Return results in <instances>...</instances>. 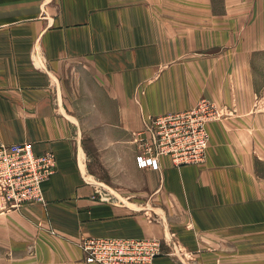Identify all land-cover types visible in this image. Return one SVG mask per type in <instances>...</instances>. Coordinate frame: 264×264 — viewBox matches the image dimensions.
I'll return each mask as SVG.
<instances>
[{"label":"crops","instance_id":"obj_1","mask_svg":"<svg viewBox=\"0 0 264 264\" xmlns=\"http://www.w3.org/2000/svg\"><path fill=\"white\" fill-rule=\"evenodd\" d=\"M201 99L205 163L142 167L143 120ZM0 142L56 157L45 205L0 203V264H85L87 237L264 264V0H0Z\"/></svg>","mask_w":264,"mask_h":264},{"label":"built area","instance_id":"obj_2","mask_svg":"<svg viewBox=\"0 0 264 264\" xmlns=\"http://www.w3.org/2000/svg\"><path fill=\"white\" fill-rule=\"evenodd\" d=\"M217 105L201 99L190 109L150 116L133 136L138 161L155 168L160 157L173 165H201L209 146L207 125L223 118ZM56 172L52 152L36 154L31 143L0 142V203L12 210L45 205L43 184ZM87 264H152L159 244L152 240L86 238L81 241Z\"/></svg>","mask_w":264,"mask_h":264},{"label":"rangeland","instance_id":"obj_3","mask_svg":"<svg viewBox=\"0 0 264 264\" xmlns=\"http://www.w3.org/2000/svg\"><path fill=\"white\" fill-rule=\"evenodd\" d=\"M209 101V100H208ZM225 117V113H224V115H223V118ZM222 118V119H223ZM222 119H220V120H222ZM219 120V121H220ZM142 127H143V122H142ZM135 134V133H134ZM134 134H133V136H134ZM133 136H132V144L134 145V143H133ZM135 146V145H134ZM136 148V147H135ZM136 151H137V149H136ZM137 158H138V151H137ZM175 166V165H174ZM183 166H186V165H183ZM175 167H177V166H175ZM179 167H181V166H179ZM87 238H89V237H87ZM91 238H101V237H91ZM84 239H86V238H84ZM107 239H115V240H121V239H139V240H152V241H156L158 244H159V250H158V255H156V256H154L153 257V261H152V264H154V262H155V260H156V258L157 257H159L160 255H161V252H162V244H161V242L158 240V239H155V238H145V237H143V238H107ZM83 240V239H82ZM82 240H80V242H79V248H80V250H81V252H82V254H83V261H84V263L85 264H87L86 263V261H85V258H86V254H85V252L83 251V249H82V247H81V241Z\"/></svg>","mask_w":264,"mask_h":264}]
</instances>
